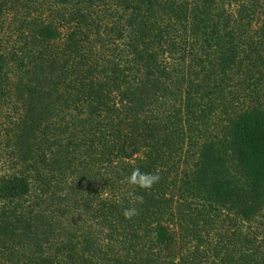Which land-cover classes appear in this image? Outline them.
Segmentation results:
<instances>
[{
	"label": "trees",
	"instance_id": "1",
	"mask_svg": "<svg viewBox=\"0 0 264 264\" xmlns=\"http://www.w3.org/2000/svg\"><path fill=\"white\" fill-rule=\"evenodd\" d=\"M0 264H264V0H0Z\"/></svg>",
	"mask_w": 264,
	"mask_h": 264
},
{
	"label": "clouds",
	"instance_id": "2",
	"mask_svg": "<svg viewBox=\"0 0 264 264\" xmlns=\"http://www.w3.org/2000/svg\"><path fill=\"white\" fill-rule=\"evenodd\" d=\"M160 175L157 172L142 171L140 167H134L131 173L126 177L128 184L135 185L141 189L149 190L152 186L159 182ZM138 201L143 202V198L139 197ZM138 212L136 207H128L123 209V216L126 219H131Z\"/></svg>",
	"mask_w": 264,
	"mask_h": 264
}]
</instances>
